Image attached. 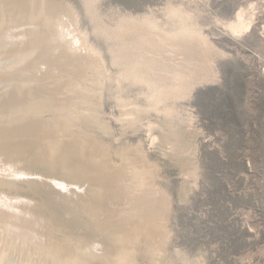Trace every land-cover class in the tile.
I'll return each instance as SVG.
<instances>
[{
  "label": "bare ground",
  "instance_id": "bare-ground-1",
  "mask_svg": "<svg viewBox=\"0 0 264 264\" xmlns=\"http://www.w3.org/2000/svg\"><path fill=\"white\" fill-rule=\"evenodd\" d=\"M103 1L0 0V264H204L169 253L150 149L186 154L195 183L183 133L227 54L214 27L245 37L264 1L227 19L205 18L215 0Z\"/></svg>",
  "mask_w": 264,
  "mask_h": 264
},
{
  "label": "rangeland",
  "instance_id": "rangeland-1",
  "mask_svg": "<svg viewBox=\"0 0 264 264\" xmlns=\"http://www.w3.org/2000/svg\"><path fill=\"white\" fill-rule=\"evenodd\" d=\"M247 1L215 0L205 18L227 19ZM161 2L104 0L102 7L140 12ZM253 27L242 38L214 27V42L227 54L216 60L217 80L197 87L190 99L197 132L183 133L182 145L196 144L195 183L183 175L186 154L150 149L170 194L167 247L177 263L179 252L204 264H264V7ZM109 104L105 99L107 111ZM127 136L146 140L143 130Z\"/></svg>",
  "mask_w": 264,
  "mask_h": 264
}]
</instances>
